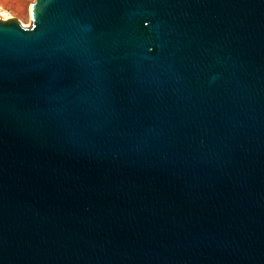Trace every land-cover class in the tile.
Wrapping results in <instances>:
<instances>
[{"label":"water","instance_id":"water-1","mask_svg":"<svg viewBox=\"0 0 264 264\" xmlns=\"http://www.w3.org/2000/svg\"><path fill=\"white\" fill-rule=\"evenodd\" d=\"M0 19V264H264V0H33Z\"/></svg>","mask_w":264,"mask_h":264},{"label":"rangeland","instance_id":"rangeland-1","mask_svg":"<svg viewBox=\"0 0 264 264\" xmlns=\"http://www.w3.org/2000/svg\"><path fill=\"white\" fill-rule=\"evenodd\" d=\"M33 0H0V19L15 17L22 26L30 22L29 4Z\"/></svg>","mask_w":264,"mask_h":264}]
</instances>
